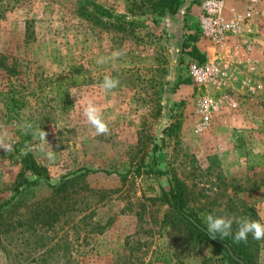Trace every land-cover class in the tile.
Segmentation results:
<instances>
[{"label": "rangeland", "instance_id": "1", "mask_svg": "<svg viewBox=\"0 0 264 264\" xmlns=\"http://www.w3.org/2000/svg\"><path fill=\"white\" fill-rule=\"evenodd\" d=\"M84 1L124 15V30L79 17ZM129 1L29 0L0 16V132L20 145L18 153L0 149V202L22 179L18 154L26 144L46 176L5 212L12 227L0 228V264H162L155 255L200 264L218 256L212 244L187 238L160 199L166 174L192 212L264 223V0H223L225 16H244L250 48L229 60L235 80L222 89L196 86L184 70L183 43L199 40L197 24L187 35L184 16L203 0H184L156 23L149 14H126ZM116 50L124 55L96 63ZM105 76L119 80L108 93ZM206 99L217 106L199 132ZM88 101L101 108L108 134L94 135L83 116ZM29 122L48 133L54 160L36 147ZM72 178L59 204L64 213L42 226L48 218L30 206L48 199L44 183ZM246 242L255 264H264V239L250 234Z\"/></svg>", "mask_w": 264, "mask_h": 264}, {"label": "trees", "instance_id": "2", "mask_svg": "<svg viewBox=\"0 0 264 264\" xmlns=\"http://www.w3.org/2000/svg\"><path fill=\"white\" fill-rule=\"evenodd\" d=\"M184 0H130L125 9L126 14L132 15H144L149 14L151 16V22L156 23L158 20L165 18L167 16H173L177 13L178 9L182 5ZM29 0H0V16L8 11L15 8H21L27 4ZM77 15L87 21L95 22L96 25L101 29L113 30L122 32L124 30L123 16L113 15L107 9L90 2H83L80 4L76 11ZM190 38V37H189ZM189 41V40H188ZM189 44V42H187ZM183 43V49L189 48L187 55L197 59L198 61H203V54L196 49L195 46L191 44ZM69 78L64 77V84L67 83ZM69 105L64 104L63 108H67ZM7 108V106H6ZM8 112L13 111L8 109ZM19 144H14V153H18ZM155 147H153L154 149ZM155 151V150H154ZM20 172L19 176H22L21 181L15 185L13 195L5 201L0 202V228H3L4 233L8 232L12 225L11 221L5 220V212H9L15 207V197L25 190H31L38 186L40 178L46 180L45 170L37 166L32 160L31 155L18 154ZM26 173L34 176L35 179L29 180L26 178ZM74 174H72L73 176ZM165 175V174H164ZM168 189L162 192L160 199L168 206L173 218L177 223H183L188 229L187 238L191 241L194 239L205 241L212 244L216 250L219 252L218 256L203 258L200 264H255L253 258L250 254V248L247 242L236 243L232 237H226L219 239L217 237L215 240L210 239L206 231L207 225L205 222V216L203 214L198 215L191 210L186 208V203L184 199V192L182 186L173 177L165 175ZM63 179V178H62ZM75 181L72 179L60 180L56 184H46L50 189L48 199L41 201L40 203L32 204L30 207L32 211L37 212L36 215H42V217H47L48 221L43 223L42 226H51L52 223L59 217V214L64 213L60 207V202H66L69 196L70 188H72V183ZM56 204L55 209L51 208L50 205ZM8 208V210H7ZM57 208V209H56ZM234 233V232H233ZM154 262L164 263L160 256L155 255L153 258Z\"/></svg>", "mask_w": 264, "mask_h": 264}, {"label": "built area", "instance_id": "3", "mask_svg": "<svg viewBox=\"0 0 264 264\" xmlns=\"http://www.w3.org/2000/svg\"><path fill=\"white\" fill-rule=\"evenodd\" d=\"M197 20L199 39L211 50L212 59L198 61L187 55L185 67L186 77L196 86L222 89L235 80V72L231 70L230 59L238 56L250 43L244 39V16L232 14L227 17L223 13V0H203L199 6ZM217 103L212 99L202 102L204 107L201 123L196 131L205 130L209 126L210 112L215 110ZM210 110V111H209Z\"/></svg>", "mask_w": 264, "mask_h": 264}, {"label": "clouds", "instance_id": "4", "mask_svg": "<svg viewBox=\"0 0 264 264\" xmlns=\"http://www.w3.org/2000/svg\"><path fill=\"white\" fill-rule=\"evenodd\" d=\"M124 55L122 50H116L111 53L110 57H98L96 63L99 65L107 63L109 60H116ZM119 85V80L111 76H105L101 84V88L105 93L111 92ZM83 116L86 118L87 122L94 129V135H106L109 133V126L106 122L102 110L94 102L88 101L83 108ZM25 130L30 131L33 138L39 141L36 146L40 151L44 152L45 156L49 160L55 159V151L52 145L49 143L47 136L48 133L42 128L34 127L32 123L25 124ZM0 149L6 152L14 151L13 144L8 140L6 132H0ZM35 150L30 144H26L24 148L21 149V154L27 155L28 152ZM261 219H264L262 217ZM205 222L207 225L206 231L210 239L215 240L217 237L219 239L232 237L234 242H246L248 236L254 239L261 240L264 239V223L261 220H252L247 217H237L233 216H217L213 214H207L205 216ZM237 225V230L233 233V225Z\"/></svg>", "mask_w": 264, "mask_h": 264}, {"label": "crops", "instance_id": "5", "mask_svg": "<svg viewBox=\"0 0 264 264\" xmlns=\"http://www.w3.org/2000/svg\"><path fill=\"white\" fill-rule=\"evenodd\" d=\"M199 13H200L199 7L192 5L189 8L187 14L184 16L183 24L186 26L185 30H187V33H188L187 35H190L193 32V27L195 24H197ZM187 37H191V36H187ZM188 42H189V44L195 46L196 49L200 53L203 52L202 54H204V51H205V53L210 51L209 48L205 45V43L203 41H201L200 39L197 41L194 40L193 42H191L189 40Z\"/></svg>", "mask_w": 264, "mask_h": 264}]
</instances>
